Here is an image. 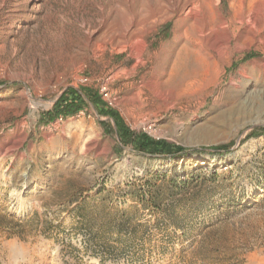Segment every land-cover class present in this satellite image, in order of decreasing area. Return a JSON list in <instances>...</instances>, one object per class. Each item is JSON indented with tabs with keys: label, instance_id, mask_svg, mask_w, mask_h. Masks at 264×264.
Returning a JSON list of instances; mask_svg holds the SVG:
<instances>
[{
	"label": "rangeland",
	"instance_id": "374dc122",
	"mask_svg": "<svg viewBox=\"0 0 264 264\" xmlns=\"http://www.w3.org/2000/svg\"><path fill=\"white\" fill-rule=\"evenodd\" d=\"M70 89L81 110L52 119ZM141 135L202 152L152 156ZM263 164L264 0H0V264H264ZM174 165L218 167L239 208L163 241L131 186ZM133 211L144 248L95 256Z\"/></svg>",
	"mask_w": 264,
	"mask_h": 264
},
{
	"label": "trees",
	"instance_id": "16d2710c",
	"mask_svg": "<svg viewBox=\"0 0 264 264\" xmlns=\"http://www.w3.org/2000/svg\"><path fill=\"white\" fill-rule=\"evenodd\" d=\"M82 97L75 89H70L56 104L55 110L48 115L52 119L58 116H69L77 114L80 109V102ZM115 118V117H114ZM118 128L122 126L118 122ZM258 136L257 133H252L250 138ZM137 148L142 153L150 155H157L159 157H166L170 160H175L181 155L191 153H201L198 150H186L183 147L172 145L164 140L155 141L147 135H141ZM216 153L221 152V148L214 150ZM202 167H192L191 169L183 172H178L177 166L174 165L168 171H158L156 175H148L143 178L142 189H136V185L132 184L131 188L135 191L132 193L134 198L142 204L145 208L154 207L158 210L160 215L159 220V235H164L163 241L171 240L168 236L170 229L176 233L186 234V231L200 224L199 216L204 212H212L221 205H226L225 211L239 208L233 195V189L230 182L226 179H220L218 175V167L210 170L209 174L203 173ZM257 178L255 179V187L264 190V164L256 172ZM262 191L256 194V198L262 196ZM258 202V201H257ZM257 202L252 204L256 205ZM128 212L123 213L121 221H114L111 229L117 235L114 237L111 234H105L104 240L101 242L102 246L106 249H95L94 255L97 257L105 258V256H116L119 252L127 255L130 252L137 254L144 247H139L144 238L139 235L141 228L146 227L145 224L137 225L131 216L128 217ZM218 214L223 213L218 211ZM206 225H199L194 228L196 231L202 232ZM113 241V244H111ZM142 246V245H141ZM122 247V248H121ZM98 250H102L100 253ZM104 252V253H103ZM100 253V254H99ZM103 256V257H101Z\"/></svg>",
	"mask_w": 264,
	"mask_h": 264
},
{
	"label": "bare ground",
	"instance_id": "6f19581e",
	"mask_svg": "<svg viewBox=\"0 0 264 264\" xmlns=\"http://www.w3.org/2000/svg\"><path fill=\"white\" fill-rule=\"evenodd\" d=\"M186 5V4H185ZM197 7L198 6H195L194 7V9L192 10V11H195L196 9H197ZM189 10V9H188ZM199 11V10H198ZM196 16V15H195ZM137 20V19H136ZM144 22H141V21H138V22H136L135 23V27H136V30L134 31V33H127V34H125L124 36H123V39L124 40H127V41H129V42H132V41H134V40H136V39H138L139 38V36H140V34H141V29H142V27H143V24ZM224 25H226L225 24V22H220V24L218 25V26H215V27H213V28H210L211 29V31H218V30H222V29H224ZM226 27V26H225ZM220 30V31H221ZM210 31V30H209ZM230 39H227L226 40V42L224 43V44H221L218 48H219V52H221V53H223V51H226L228 48H229V45H230ZM139 50V49H138Z\"/></svg>",
	"mask_w": 264,
	"mask_h": 264
},
{
	"label": "built area",
	"instance_id": "2783aa9c",
	"mask_svg": "<svg viewBox=\"0 0 264 264\" xmlns=\"http://www.w3.org/2000/svg\"><path fill=\"white\" fill-rule=\"evenodd\" d=\"M101 94H102L103 98H105L107 101H109L110 104H112L110 101V93L106 87H102Z\"/></svg>",
	"mask_w": 264,
	"mask_h": 264
}]
</instances>
